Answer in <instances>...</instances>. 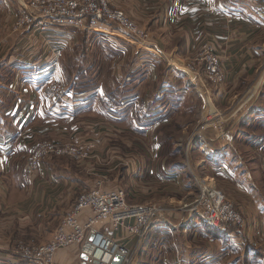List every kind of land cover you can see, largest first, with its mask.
I'll use <instances>...</instances> for the list:
<instances>
[{"label": "crops", "instance_id": "obj_1", "mask_svg": "<svg viewBox=\"0 0 264 264\" xmlns=\"http://www.w3.org/2000/svg\"><path fill=\"white\" fill-rule=\"evenodd\" d=\"M112 1L133 14L140 24L149 25L161 49L190 55L203 39L216 44L224 79L216 84L212 95L219 107L226 109V121L206 130V136L193 145L200 150L190 155L185 152L186 165L176 156L178 152L163 151L160 148L163 142L158 139H154L155 159L149 160L147 150L124 135L128 130L145 134L144 123L151 117L157 127L169 121L173 123L175 114L192 113L195 117L200 98L184 66L169 65L162 59L145 55L120 35L118 25L103 24L98 30L104 34L86 29L75 32L76 37H83L95 48L109 43L121 50L123 63L118 75L124 76V90L107 103L104 99L108 94L101 87L87 91L65 85L63 92L55 96L46 80L52 75L64 83L60 64L70 45L67 42L62 49L58 47L65 29L61 26L38 31L31 27L21 29L14 37L15 49L0 59V79L9 81L1 86L7 95L14 96L0 105V264L26 262L23 246L49 240L61 217L72 209L83 190L95 186L99 176L112 179L110 185L107 182L103 185L106 188L120 186L123 178L126 183L131 179L134 181L133 188L129 186L131 192L134 190L145 197L162 193L174 201L175 193L185 194L184 198L192 196L194 185L190 176L195 175L194 168L202 163L208 164L210 174L231 195L251 198L254 195L253 206L248 203L250 219L240 229L227 226L222 230L198 222L189 226L186 213H170V217L163 216L151 225L137 260L139 264H232L233 261L242 264L241 250L253 244L246 242L254 235L246 230L258 224L264 232V197L238 142L244 140L245 149L255 154V160H260L258 167L262 174L264 0H183L179 14L172 9L171 0ZM20 12L17 0H0V30L6 31L3 38L9 36L10 23ZM72 32L70 44L75 35ZM46 44L47 50L51 48L49 54L44 53ZM132 75L135 84L130 82ZM31 110L32 114L25 118V112ZM176 123L183 128H189L190 124L188 121ZM240 126L238 132L236 129ZM23 127L26 132H20ZM96 129L104 130L94 140L98 158L77 161L66 156H46L38 169H30L33 147L42 141L36 139L40 134L36 130L48 135L57 133L58 138L72 135L83 138L96 136L97 132L93 133ZM180 144H174L179 147L175 150H181ZM118 156L128 162L119 164ZM100 169L107 174H101ZM166 185L174 193H169ZM126 190L129 200L132 193ZM90 214L91 210L86 208L80 212V218L84 220ZM251 217H259L260 221H253ZM98 225L115 238L127 244L131 242L124 232H113L102 222ZM165 235L186 236L182 241L184 252L177 242L170 243L168 250ZM198 242L201 243L196 247ZM233 252L238 254L229 263L226 254ZM86 257L79 246L71 245L57 250L54 264H85Z\"/></svg>", "mask_w": 264, "mask_h": 264}, {"label": "built area", "instance_id": "obj_2", "mask_svg": "<svg viewBox=\"0 0 264 264\" xmlns=\"http://www.w3.org/2000/svg\"><path fill=\"white\" fill-rule=\"evenodd\" d=\"M17 1L21 12L13 22L14 29L31 27L38 31L61 26L65 31L58 48L62 49L69 41V33L72 30L85 28L104 34L105 32L98 30L100 26L116 24L120 35L127 41L149 50L156 56L166 55L172 65L179 66L180 62H173L165 51L149 40V32L141 27L128 11L116 6L112 0ZM173 9L181 12L183 0H173ZM198 48L196 57L191 62L180 64L189 74L190 81L197 87L205 109L206 106L211 105L213 99L209 94L207 83H222L224 68L215 43L207 41ZM56 79L57 77L51 75L46 82L55 96H59L64 88ZM215 110L210 108L205 110L208 114L203 119V127L220 123L217 119L219 113ZM210 119L214 120L210 121ZM144 125L148 129L153 126L148 122ZM198 136L200 142L203 135L199 133L196 137ZM95 147L93 140H44L34 145L29 167L32 170L38 169L40 161L46 156H68L78 161L96 159L98 155L95 153ZM102 184L103 180H98L94 187L85 189L79 194L77 202L61 217L49 240L23 246L27 260L19 264H54L57 250L71 245L79 246L86 253L85 264H112L116 254L123 257L120 264H139L137 256L142 241L151 225L157 219L166 216L168 212L161 204L130 202L124 188H106ZM203 203L206 205L203 206ZM86 208L91 210V214L82 220L80 212ZM198 220L209 228L222 230H225L229 222L243 225L246 221L233 205L225 200L222 190L205 182H200L199 203L190 207L187 224L194 225ZM100 222L107 224L113 232H124L130 237L131 242L127 244L105 232L98 225Z\"/></svg>", "mask_w": 264, "mask_h": 264}, {"label": "rangeland", "instance_id": "obj_3", "mask_svg": "<svg viewBox=\"0 0 264 264\" xmlns=\"http://www.w3.org/2000/svg\"><path fill=\"white\" fill-rule=\"evenodd\" d=\"M112 2H114V1H112ZM171 5H172V9H173V0H171ZM174 12L178 13V14L180 13V12H176V11H174ZM130 15H132L134 20L141 27H143L144 29H146L149 32V40L155 42L154 38H156V36L154 35V33L152 31L153 29H151L149 25L145 26V25L140 24V22L137 20V18L133 14L130 13ZM9 27H10L9 29L11 30V32L7 31L9 33V36H5L6 38H3V36L6 35L5 34L6 31L4 32V31L0 30V59H2L6 54H8L9 52H12L15 49V45H17V44L14 43V42H16V41H14V37L16 36V34L18 32L21 31V29L15 30L13 23H10ZM5 29L7 30V28H5ZM22 30H24V29H22ZM79 30H86V29L78 28L77 30L73 31L72 33L76 32L78 34ZM76 33L74 35L73 42L70 44L71 39L68 41L69 42L68 45H70V46L67 48V50H65L66 52L63 55L62 63L60 64V65H63L64 74H63L62 80L64 81V83L58 77H57L56 81L58 83H60L61 85H63V88L66 85V87H68V88L74 87V89H77V90L91 91V90H93V88L101 87V88H103L104 92L106 94H108V97L104 99L105 100L104 102L107 103L109 100H112L114 98L116 99L118 97V93H120L122 90H124L123 89L124 88L123 87L124 86V84H123L124 83V76H122V78H121V76L118 75L120 72L119 67L123 63V61H122L123 56H122L121 50H119L118 48H116L114 46H111L109 43H107L106 45H99V47L95 48V47H93V45H90L88 42L86 43V41L83 39V37H81V36H80V38L76 37ZM6 39H9V40H6ZM79 39H81V41L78 44ZM204 42H207V40L203 39V41L201 43H204ZM47 45L48 44H46V46L44 48V53L49 54V52L51 51V48L49 50H47V48H46ZM134 45H136V44H134ZM136 46L145 55L148 54L151 57L162 59L166 64L171 65L172 62L165 57L166 55H164L165 58L163 56L162 57L156 56V55H154V53L152 54L149 50H147L145 48H141L138 45H136ZM198 49L199 48L194 50L193 53L190 55H184L183 53H179V52L173 51L171 49H163L162 48V50L165 51L166 54L173 59V62L174 61H177L180 63L184 62V64L191 62L196 57L195 55H196ZM19 50H21V48ZM173 66H175V65H173ZM142 70H144V69H142ZM133 73H135V72H133ZM133 79H134V75H132L130 82L132 84H135L136 81ZM6 81L7 80H5V78H4V80L0 79V82H1L0 83V89H2V90H0V105H1V103L3 104L6 101H9V100H11V98L14 97L12 95H7L6 94L7 91L3 90L5 88H4V86H1V85H3V84L7 85V82H9V81H7V82ZM207 86L209 89V94L213 98V95H212L213 94V88H216L217 85L207 83ZM210 86H211V90H210ZM195 89L197 91V87H195ZM197 93H198L197 95L200 98V101H199L200 107H198V110H197L198 113H196L195 117H194V114H192V113L188 114V115H184L182 113L181 114H175L173 116V119H175L173 121V123H171L169 121L167 124L159 125V127H157L154 124V122H155V120L153 119L154 117H151V119H147L146 121L148 123H151L153 125V127H151L150 129H148V128L145 129V130H147L145 134H140V133L128 130L126 132L127 135L125 134L124 136L130 137L132 140H135V142L138 143L137 145H139L144 150H147L149 160L155 159V157H154L155 148L153 147L154 146V139L156 141L158 139L159 141L163 142V144L160 147V148L163 147L162 148L163 151L164 150L167 152L174 151V152H178V154L180 153V155L176 154V156L178 158H181V161H184L185 165H186L187 160H186L185 155L187 153H188V155H190L191 152L200 150L198 147L193 148V145H197L195 143H197L200 139V137L199 136L196 137V135L200 133V135L206 136V130L209 127H217L219 124H222L223 122L226 121L225 120L226 119L225 118L226 117V115H225L226 109L219 107V104L216 103L214 99H212L211 105L207 106L204 109L203 108L204 101L202 100L198 91H197ZM10 96H11V98H8ZM36 107L38 108V106H36ZM208 108L216 109L215 110L216 113L217 112L219 113L217 119L220 120V123L217 125L212 124V125H208V126L203 127V125H202L203 119L208 114V113H206L205 110H208ZM32 111L33 110H31L29 112L26 111L24 114L25 118L28 119V117L32 114ZM137 114H138V112H137ZM213 115L214 114H211V116H213ZM211 119H210V121L214 120V119L213 120H211ZM178 121L180 123H185L186 121H188L190 123L189 128H185V127L183 128L182 124H181V126L180 125L178 126L176 123ZM145 128H146V126H145ZM239 128L241 129V126L237 127L236 130H238V132H239ZM22 129L23 130L20 129V132H26L24 127ZM103 131H104L103 129H96V131L93 132V133L97 132L96 136L89 135V137L76 138L74 135H72L70 137L58 138L59 134H57V133L53 134V135H50V134L48 135V134H46L47 132H45V131L40 130V132H39L36 130L37 133H40L37 135L36 139H41L42 141H44V140L67 141V140H78V139L93 140L94 141L97 139V137L100 138ZM43 137H46V138H43ZM241 141H242V143L240 142V140L238 142L240 145H242V148H243L242 154L244 156H246L245 159H248V165L250 166V169L254 172V174H255L254 178L258 182V185L260 187V191H261L260 195H262V197H264V172L262 174L259 173L260 167H258V162L260 163V160L259 161L255 160V158H256V156H254L255 154H253V153L251 154L247 149H245L247 146L245 145L244 140H241ZM179 142L181 143L180 144L181 150L180 149L175 150L176 148H179V147H178V145H174V144H177ZM185 152H186V154H185ZM101 155L104 156L103 153H101ZM66 157L68 159L77 160L75 158H71L68 156H66ZM93 159H95V158H92L89 161H91ZM170 159L172 161L173 157L170 156ZM117 160H119V164H121V162H123V163L125 162L126 158L122 159L120 156H118ZM127 162L128 161L126 160V163ZM262 162L264 164V156H262ZM207 165L208 164L202 163L201 166H199L197 169L194 168L195 175L190 176L192 183L194 185L192 196H186L184 198L185 194L181 195L179 193H177V194L175 193V195H177V196H176L174 201H170L168 196L166 194H162V193H156L158 195L153 194V195H150L149 197H145L142 195H137L136 191H134V190L131 192V190L129 189V186H131L133 188V182H134V181L132 182L131 179H130V181H128V183H126V179L123 178V180H121L122 182L119 183L120 186H117V187L124 188L125 190L128 188V191H130V193H132V194H129L130 195V199H129L130 202L161 204L168 212V215H166L167 217H170L169 216L170 213H176V211H180V212L186 213L185 216L188 218L190 207L199 203L200 182L201 183L205 182V183H208L209 185L217 188L218 190H222L223 194L225 195V200H227V202H230V204L233 205V208L237 212H239L241 214V216L245 218V220H247L250 216L249 212L251 211V206L248 203H250V204L253 203L252 201L255 200L254 195H253V198H251L250 196L249 197L244 196V197H246V198H244L242 195L239 197H236L235 195H231L229 190L223 186V183L222 184L218 183L216 181L215 175L210 174V168L209 167L207 168ZM99 172L101 174H105V173L107 174V171L106 172L102 171V169H100ZM101 179L103 180L102 185L106 186V182H107V185H110L109 180L111 178L109 179V177L106 175L99 176L95 180V183H97L98 180H101ZM111 182H112V179H111ZM129 184H131V185H129ZM166 186L168 187L167 191L169 193L170 192L174 193L173 191H171L172 190L171 186H168V185H166ZM126 192H127V190H126ZM135 195H136V197L133 198V196H135ZM177 197H181V198H177ZM179 200H181V201L179 202ZM170 202H176V203H170ZM257 202H259V200H257ZM202 205L204 206L206 204L203 203ZM182 206H184V208ZM252 206H253V204H252ZM251 218H254L253 221H255V220L260 221L259 217H251ZM198 224L202 225L203 223L201 220L200 221L198 220ZM243 225L234 224L233 222L228 223V226L236 227L237 229H240L239 227H242ZM190 226H192V225H190ZM246 231H249L250 233L254 234V235H251L250 238H248V241H246V242L247 243H253L251 246H253V247L255 246L256 248H258L257 255H259L260 256L259 258L262 260V262H260V264H264V232H262V230L259 228L258 224H256L255 226L254 225L251 226V228L247 229ZM164 238H165L164 242L167 244L168 250H170V246H169L170 243L177 242L180 245L182 252H184L182 249V247H183L182 241L186 240V236H184V238H182V236L178 235L177 238H175V237L172 238V237H170V235H165ZM188 238L190 239V235H188ZM200 243L201 242H198L196 247ZM227 251H229V250H227ZM241 251L243 252V256L241 258L240 257H238V258L241 259L242 264H256L252 260L249 261L247 259V253H246L247 248H244ZM236 254H238V252H233L232 254L227 253L226 254V258H227L226 260L229 263H231V261L234 260ZM168 255L171 256L169 251H168ZM232 264H238V263L233 261Z\"/></svg>", "mask_w": 264, "mask_h": 264}, {"label": "trees", "instance_id": "obj_4", "mask_svg": "<svg viewBox=\"0 0 264 264\" xmlns=\"http://www.w3.org/2000/svg\"><path fill=\"white\" fill-rule=\"evenodd\" d=\"M245 248H247V251H246V253H247V259L249 261L252 260L256 264H260V262H261L260 259H259L260 256L257 255L258 249H256L255 247L251 246V244L246 245Z\"/></svg>", "mask_w": 264, "mask_h": 264}, {"label": "water", "instance_id": "obj_5", "mask_svg": "<svg viewBox=\"0 0 264 264\" xmlns=\"http://www.w3.org/2000/svg\"><path fill=\"white\" fill-rule=\"evenodd\" d=\"M122 258H123L122 255L116 254L115 257H114V259H113L112 264H120L121 261H122Z\"/></svg>", "mask_w": 264, "mask_h": 264}]
</instances>
